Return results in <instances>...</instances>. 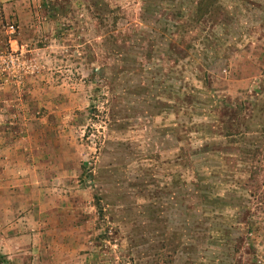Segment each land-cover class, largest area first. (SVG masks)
<instances>
[{
  "label": "rangeland",
  "instance_id": "1",
  "mask_svg": "<svg viewBox=\"0 0 264 264\" xmlns=\"http://www.w3.org/2000/svg\"><path fill=\"white\" fill-rule=\"evenodd\" d=\"M199 2L0 0V264H264V0Z\"/></svg>",
  "mask_w": 264,
  "mask_h": 264
},
{
  "label": "crops",
  "instance_id": "2",
  "mask_svg": "<svg viewBox=\"0 0 264 264\" xmlns=\"http://www.w3.org/2000/svg\"><path fill=\"white\" fill-rule=\"evenodd\" d=\"M43 129H47V126L43 127ZM40 132H42V130ZM47 133H49V132H47ZM48 142H49V145L47 144L46 146H48L50 148H56L57 147L58 140L57 141L49 140ZM32 146H33V144H32ZM48 158H49L48 161L50 163H52V162H54V164L57 163L56 162L57 158H54L52 156H48ZM27 159H29V156ZM30 165H33V164L29 163L28 161H25V157H23V155H21L20 153H17V151L15 149H11V155L8 156V160L3 164V166H4L3 172H4L5 176L7 175V177L10 178V180L12 178H18L21 176L28 178L26 175L28 173H32V172H30V170H32V168H33V166H30ZM36 183H38V182L36 181ZM4 184H11V181L5 180ZM7 188H8V186H7ZM7 188L0 187V199L3 197L1 194H8L9 196H7V198L10 199L8 201V203L6 204L7 205L6 208L3 206L2 207L4 208V210L6 211V213L8 215L9 214L14 215L16 210L14 208V203H11L12 196H10L11 194L9 193V192H11V193H13V192H12V190H8ZM43 191L44 190L42 189V187L38 186L34 190L35 194H34V198H32V200L36 204H40L41 210L43 207H45L46 209L48 208V211H49L48 213L51 214V217L56 215V218L54 220L52 219L48 223V225L46 224V222H45V224H43L44 221H42V218H40V220L37 223L36 229H35L36 234L34 235V237H36L38 234H41V236H45L44 233H46L47 231L48 232L55 231L58 234H61L60 230L63 229L58 225V224L62 223V218L59 217L60 214L58 212V205L55 203H53V204L43 203L41 205L40 199L37 198L39 196V194ZM29 194H31V193H29ZM44 201H48L47 198ZM55 202L58 203L57 201H55ZM54 207L56 209V212L52 213L51 211L54 209ZM38 213L41 217V211H39ZM1 214H2V212H0V215ZM15 226L17 228L19 227V225L17 223L14 224V227ZM12 229H13V226L8 225V224H5L2 226V228H0V231H1L0 247L2 248L3 253H14L16 249H21V251L23 252L26 247H23L21 245L24 244L26 241H28L27 242V245H28L30 243V241H32L30 236H28L26 234L20 235V236L12 235V232H9ZM22 229L25 230L24 226H22ZM36 241L38 242L37 238H36ZM27 248H29V247H27ZM38 249H39V252L41 254L45 255L46 253L47 254L50 253V251L48 250V248H47L45 242H43V240L40 241V245L38 246ZM62 260H66L67 262H65V263L70 264V262H68L69 261L68 258L62 257ZM6 264H8V263H6Z\"/></svg>",
  "mask_w": 264,
  "mask_h": 264
},
{
  "label": "trees",
  "instance_id": "3",
  "mask_svg": "<svg viewBox=\"0 0 264 264\" xmlns=\"http://www.w3.org/2000/svg\"><path fill=\"white\" fill-rule=\"evenodd\" d=\"M206 2H211V0H201V2H199L198 4H202V6L207 7L206 5H208ZM99 205L97 204V207ZM99 208V212H101L100 207ZM183 236H185V234L183 233ZM160 246H162V250H161V255H159L160 257V261L161 264H173V261L177 255V252L182 249V251H189V253L193 254V249L194 247H192L191 245H186V243L183 240V237L181 238L180 235H173L168 241L166 242H162L160 244ZM191 246V247H190ZM156 254V253H155ZM158 256V254H156ZM155 256V255H154ZM187 263L193 264L192 262V258L191 256L187 257ZM185 264V262L183 263Z\"/></svg>",
  "mask_w": 264,
  "mask_h": 264
}]
</instances>
